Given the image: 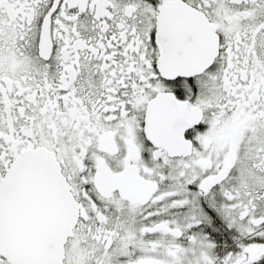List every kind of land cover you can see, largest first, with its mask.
I'll return each instance as SVG.
<instances>
[{
	"label": "snow or ice",
	"instance_id": "6c2138e0",
	"mask_svg": "<svg viewBox=\"0 0 264 264\" xmlns=\"http://www.w3.org/2000/svg\"><path fill=\"white\" fill-rule=\"evenodd\" d=\"M0 264H264V0H0Z\"/></svg>",
	"mask_w": 264,
	"mask_h": 264
}]
</instances>
